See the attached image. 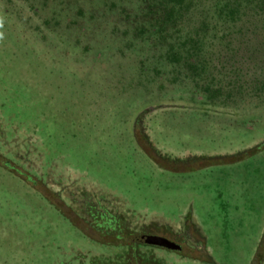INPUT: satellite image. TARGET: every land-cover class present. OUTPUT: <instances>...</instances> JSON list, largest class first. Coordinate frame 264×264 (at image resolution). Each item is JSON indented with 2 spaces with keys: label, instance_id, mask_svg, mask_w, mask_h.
I'll return each instance as SVG.
<instances>
[{
  "label": "rangeland",
  "instance_id": "obj_1",
  "mask_svg": "<svg viewBox=\"0 0 264 264\" xmlns=\"http://www.w3.org/2000/svg\"><path fill=\"white\" fill-rule=\"evenodd\" d=\"M220 1L0 0V264H264V11Z\"/></svg>",
  "mask_w": 264,
  "mask_h": 264
},
{
  "label": "trees",
  "instance_id": "obj_2",
  "mask_svg": "<svg viewBox=\"0 0 264 264\" xmlns=\"http://www.w3.org/2000/svg\"><path fill=\"white\" fill-rule=\"evenodd\" d=\"M185 0H164V6L161 11L162 16H176L182 9V4ZM250 3L254 8L259 11H264V0H221L216 4L218 10L222 11L225 15L232 17L237 15L246 5ZM160 15V14H159Z\"/></svg>",
  "mask_w": 264,
  "mask_h": 264
},
{
  "label": "water",
  "instance_id": "obj_3",
  "mask_svg": "<svg viewBox=\"0 0 264 264\" xmlns=\"http://www.w3.org/2000/svg\"><path fill=\"white\" fill-rule=\"evenodd\" d=\"M136 239L144 243L162 246L169 249H180L181 247L179 243H176L173 240L158 234H138Z\"/></svg>",
  "mask_w": 264,
  "mask_h": 264
},
{
  "label": "flooded vegetation",
  "instance_id": "obj_4",
  "mask_svg": "<svg viewBox=\"0 0 264 264\" xmlns=\"http://www.w3.org/2000/svg\"><path fill=\"white\" fill-rule=\"evenodd\" d=\"M264 238L263 237H261L260 239H259V243L257 244V246H259V244H260V246H261V244H262V246H263V248H262V252H264V240H263ZM257 251V250H256ZM256 253V252H255ZM254 253V257L257 255V254H255ZM260 260V259H259ZM259 260H257V258H255L254 260H252L251 262H250V264H259L258 262H260Z\"/></svg>",
  "mask_w": 264,
  "mask_h": 264
}]
</instances>
